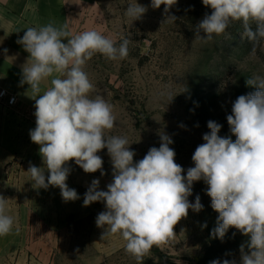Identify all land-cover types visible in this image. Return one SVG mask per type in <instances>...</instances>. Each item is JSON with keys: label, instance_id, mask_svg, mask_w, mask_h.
<instances>
[{"label": "rangeland", "instance_id": "1", "mask_svg": "<svg viewBox=\"0 0 264 264\" xmlns=\"http://www.w3.org/2000/svg\"><path fill=\"white\" fill-rule=\"evenodd\" d=\"M46 2L49 13L45 25L67 24L73 33L95 29L116 40L117 46L122 38L131 40L127 58L113 61L96 54L84 70L95 86L91 97L100 95L113 106L116 123L106 134L127 137L130 150L136 153L134 163L143 159L151 147L160 146L163 132L173 140L169 147L174 149L175 162L182 166V175L186 176L187 169L194 167L195 149L204 143L203 135L210 131V120L222 125L218 135L235 141L227 116L232 114L238 96L256 90L246 80L264 77V39L252 57V42L242 38V21L231 22L225 33L204 41L196 38V26L212 9L205 7L202 0H177L168 13L164 12V5L153 9L151 0ZM135 3L148 10L141 19L132 21L125 10ZM169 15H174L176 21L168 22ZM250 26L255 30V22H250ZM200 35L205 34L201 31ZM22 49V45H0V53L4 54L17 55ZM26 61L14 62L20 63L21 74ZM50 80L43 83L44 91L51 86ZM22 93L25 99L18 98L17 105L7 114L6 126L14 134V156L4 158L7 161L0 180L7 187L0 188V196L23 200V206L21 201L16 205L23 220L18 233L15 225L10 236L0 237V264H137L135 257L125 250L126 241L121 235L101 239L104 230L96 226L95 220L106 210L105 202L83 205L93 179H99L98 190L104 191L113 181L106 148L98 152L103 159V176L99 170L85 173L74 160L68 162L71 171L66 183L77 191L79 199L65 202L58 187L33 188L27 172L29 165H44L39 145L31 141L29 134L36 126L35 100L30 90ZM169 94L175 96L172 101ZM207 188L203 180L193 183L188 199L194 203L199 195L203 209H189L187 218L174 227L175 238L154 246L143 257L142 264H210L213 260H230L239 240L246 236L230 228L223 241L212 238L218 213L211 207ZM205 223L207 226L203 227Z\"/></svg>", "mask_w": 264, "mask_h": 264}, {"label": "clouds", "instance_id": "2", "mask_svg": "<svg viewBox=\"0 0 264 264\" xmlns=\"http://www.w3.org/2000/svg\"><path fill=\"white\" fill-rule=\"evenodd\" d=\"M176 3L177 0H151V7L164 5V12L168 13ZM202 3L212 12L205 14L196 26V38L212 40L213 35L225 33L231 22L242 21V38L252 42L250 55L255 57L257 45L264 39V0ZM147 10L141 4H129L125 15L135 21ZM176 19L174 15L166 18L168 22ZM250 22H255V30ZM16 43L29 54L22 66L20 84L29 85L35 100L36 126L29 134L31 141L39 145L44 165H29L27 172L33 188L58 187L65 202L79 199L77 191L66 183L71 171L68 162L74 160L85 173L99 170L103 176V159L98 152L106 148L113 181L104 191L98 190L99 179H93L83 199L84 206L105 202L106 210L95 220L96 226L104 230L101 239L121 235L126 241L125 250L137 264H142L154 246L175 238L174 227L187 218L189 209H203L199 195L194 203L188 199L193 183L203 180L208 185L211 207L218 213L212 238L223 241L228 230L235 228L248 237L240 245V264H264V77L246 80L256 90L238 96L232 114L227 116L235 141L218 135L222 125L208 121L210 131L195 149L194 167L188 168L185 176L182 166L175 162L174 149L169 147L173 140L163 132L160 146L151 147L143 159L134 163L136 153L130 150L127 137L106 134L116 123L113 106L100 95H90L95 86L84 70L87 61L96 54L113 61L127 58L129 38H122L117 46L116 40L95 29L73 33L67 24L56 27L49 23L28 27ZM49 78L51 86L41 94L40 85ZM174 97L169 94V101ZM6 206L7 199L0 196V236L10 234L15 223L6 214ZM206 226L205 223L203 227ZM15 230L19 232L18 224ZM210 264L237 261L213 260Z\"/></svg>", "mask_w": 264, "mask_h": 264}, {"label": "crops", "instance_id": "3", "mask_svg": "<svg viewBox=\"0 0 264 264\" xmlns=\"http://www.w3.org/2000/svg\"><path fill=\"white\" fill-rule=\"evenodd\" d=\"M49 6V5H48ZM48 12L46 0H0V45H20L16 41L24 35V32L28 27H40L45 26L46 14ZM49 13V12H48ZM29 54L22 49L21 53L15 54H4L0 53V87L4 90L15 95L17 98L25 99L22 95L23 91L28 90L29 85L20 84L22 74L18 70V65L14 64L15 61H24L28 59ZM41 83V93L44 92L43 84ZM30 90V89H29ZM31 91V90H30ZM11 109L5 108L0 103V178L2 177L3 168L7 160L4 158L14 156V134H11L8 124V113ZM4 115V116H3ZM7 185L2 184L0 180V188H5ZM7 199L6 214L14 218V226L23 220L17 213L16 205L21 204L23 206V200L19 201L18 198L13 196H3ZM10 236L5 235V237ZM3 237V236H0ZM248 240L240 239V245ZM240 245L236 246L235 255L232 259L240 264ZM247 251V249H245Z\"/></svg>", "mask_w": 264, "mask_h": 264}, {"label": "built area", "instance_id": "4", "mask_svg": "<svg viewBox=\"0 0 264 264\" xmlns=\"http://www.w3.org/2000/svg\"><path fill=\"white\" fill-rule=\"evenodd\" d=\"M0 103L5 106V108L12 109L18 103V98L16 95L9 94L6 90L0 92Z\"/></svg>", "mask_w": 264, "mask_h": 264}, {"label": "trees", "instance_id": "5", "mask_svg": "<svg viewBox=\"0 0 264 264\" xmlns=\"http://www.w3.org/2000/svg\"><path fill=\"white\" fill-rule=\"evenodd\" d=\"M235 255V253H233L232 255H231V257H230V260L232 259V257Z\"/></svg>", "mask_w": 264, "mask_h": 264}]
</instances>
